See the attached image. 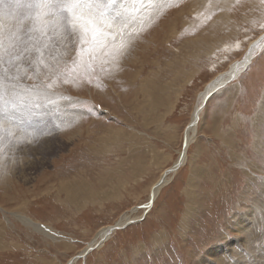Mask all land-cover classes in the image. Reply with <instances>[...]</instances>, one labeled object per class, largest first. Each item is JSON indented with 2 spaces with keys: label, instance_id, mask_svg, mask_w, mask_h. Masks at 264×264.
Returning a JSON list of instances; mask_svg holds the SVG:
<instances>
[{
  "label": "rangeland",
  "instance_id": "374dc122",
  "mask_svg": "<svg viewBox=\"0 0 264 264\" xmlns=\"http://www.w3.org/2000/svg\"><path fill=\"white\" fill-rule=\"evenodd\" d=\"M149 1L129 7L136 19L117 37L125 43L117 61L88 68L85 56L52 89L43 66L14 62L17 91L44 86L47 96L13 113L30 134L13 127L12 141L0 143V264H69L124 215L141 217L74 264H264V38L250 65L207 99L186 163L145 206L184 150L207 84L264 33V0ZM53 55L62 72L73 68V49ZM231 99L223 126L231 131H217L211 114Z\"/></svg>",
  "mask_w": 264,
  "mask_h": 264
},
{
  "label": "snow or ice",
  "instance_id": "6c2138e0",
  "mask_svg": "<svg viewBox=\"0 0 264 264\" xmlns=\"http://www.w3.org/2000/svg\"><path fill=\"white\" fill-rule=\"evenodd\" d=\"M146 0H0V143L11 140L13 127L27 134L21 128L13 113L20 105L38 101L41 89L17 91L19 68L15 61H25L29 68L39 72L43 66L49 73L45 78L54 77L46 85L52 89L57 80L64 76V83L85 63L92 68L97 60L101 64L117 61L122 55L125 43L117 42L123 37L126 25L136 19L129 15V7L135 9ZM62 46L65 54L69 48L75 51L73 68L60 69L61 58L53 55ZM50 57L46 63L45 52ZM65 63H67L65 61ZM7 65L8 67H5ZM17 67V75L8 77L9 68ZM67 73V75H65ZM8 78V85L5 79ZM47 96V92L43 93ZM7 95V99L5 96ZM55 104V101H49ZM8 125V127H5ZM35 131V129H33Z\"/></svg>",
  "mask_w": 264,
  "mask_h": 264
},
{
  "label": "bare ground",
  "instance_id": "6f19581e",
  "mask_svg": "<svg viewBox=\"0 0 264 264\" xmlns=\"http://www.w3.org/2000/svg\"><path fill=\"white\" fill-rule=\"evenodd\" d=\"M148 1V0H147ZM151 1V0H150ZM149 1V4L152 5ZM154 1V0H152ZM155 3V1H154ZM157 3V2H156ZM145 5H146V2H145ZM144 7V5H143ZM146 7L148 8V5H146ZM149 8L152 10V8ZM132 10V8H131ZM135 10V9H134ZM147 10V9H145ZM142 11V10H141ZM154 11V9H153ZM133 12V11H132ZM131 14V13H129ZM144 15V14H143ZM153 16V15H152ZM133 17V16H132ZM135 17V16H134ZM136 18V17H135ZM140 21V20H139ZM136 22V21H134ZM138 23V22H137ZM136 24V23H135ZM128 25V24H127ZM133 34V33H131ZM128 35V34H127ZM131 36V35H129ZM125 38V37H124ZM128 38V37H127ZM264 38V33L262 35H260V37H258L257 39H255L254 41H252L250 43V46H249V49L247 51V54H246V58L245 59H242V60H239L237 62H235L232 66H231V69L227 72H222L221 74H219L213 81H211L210 83L207 84L206 86V89L205 91L202 93V101L201 103H199L195 109V111L193 112L192 114V119L191 121L189 122L188 126H187V129H186V144H185V147H184V150L182 152H180V155L178 157V159L176 160V162L166 168L162 173L161 175L159 176L158 180L151 186L150 188V198L148 200V202L146 203V208L147 209H150L152 208V206L154 205V202H155V199L157 198L158 196V193L159 191L169 182V175L170 173H175L178 171V169H180L182 167L183 164L186 163L187 161V150H188V147H189V144L192 142L195 134H196V129L198 127V123L200 121V117H201V113H202V110L204 109L205 107V104H206V100H207V97L214 93L216 90H218L219 88L223 87V86H226V84L228 83V81L232 80L233 77H237L241 71H243L244 69H246L250 63L252 62L254 56H253V52L255 51L256 47H257V44L261 41V39ZM21 85V84H19ZM33 90V89H32ZM43 91V90H42ZM44 95L43 93H41V96ZM55 97V96H53ZM45 98V96H44ZM206 101V102H205ZM57 103V100L56 102ZM66 105V104H65ZM69 114V112H68ZM62 115V114H61ZM65 115V114H64ZM68 116V115H67ZM71 116V115H69ZM74 116V115H73ZM73 118V117H72ZM68 126V125H67ZM28 138V137H27ZM20 139V138H19ZM12 141V140H11ZM26 141V140H25ZM9 143V142H8ZM6 144V143H5ZM13 145V144H12ZM19 145V144H18ZM59 146V145H58ZM32 149V148H31ZM137 209V207L135 208ZM18 217L23 220L26 224L28 225H32L35 229L37 230H40L42 232H44L45 234L49 235V236H57L56 235V232L49 226L47 225H43V224H40V223H36V222H33L30 218L28 217H24L21 214H17ZM139 217L141 216H137V217H131V216H127V215H124L121 217V219L115 223V225H108V226H105L103 228H101L97 234V236L93 239V241H91L81 252L80 254H78L77 256H74L69 264H74L79 258H85L89 253L90 251H92V249L94 248H98L100 246H102L107 240H109L110 236L117 230V229H120V228H124L126 227L127 225L130 224L131 221H137L139 220ZM141 219V218H140ZM132 223V222H131ZM241 224V223H240ZM248 225V223H247ZM243 226V224H242ZM245 227V226H244ZM243 231V230H242ZM245 240V239H244ZM238 241V240H237ZM227 243V242H226ZM243 243V242H242ZM238 244V243H237ZM240 244V243H239ZM228 246V245H227ZM240 246V245H239ZM232 249V248H231ZM230 251V250H229ZM248 251V250H246ZM227 254V253H226ZM250 254V253H249ZM85 255V257H84ZM229 255V254H228ZM251 255V254H250ZM227 256V255H226ZM257 256V255H256ZM252 257V256H251ZM255 257V256H254ZM260 257V256H259ZM244 258V257H243ZM247 258V257H246ZM256 258V257H255ZM255 258L253 259V261L255 260ZM261 259H263L262 257H260ZM213 259V258H212ZM257 259V258H256ZM239 260V259H238ZM259 260V259H257ZM256 260V263H258ZM219 261V260H218ZM260 261V260H259ZM205 262V260H204ZM213 262V260H212ZM236 262V261H235ZM249 262V261H248ZM214 263V262H213ZM261 263V262H260ZM242 264V263H241Z\"/></svg>",
  "mask_w": 264,
  "mask_h": 264
},
{
  "label": "crops",
  "instance_id": "0c3cea01",
  "mask_svg": "<svg viewBox=\"0 0 264 264\" xmlns=\"http://www.w3.org/2000/svg\"><path fill=\"white\" fill-rule=\"evenodd\" d=\"M227 93H229V98L231 97V91L230 89H228ZM235 100L234 99H231L229 100V106L228 108H225L223 109L222 107L219 108V112L218 110L213 112L211 114V119H212V122L214 123L215 126H217V131H231V129L229 127H223L224 126V122L227 118L228 115H230V113L232 112L233 108H234V105H235ZM246 104H248V102L246 103L245 100H244V105H243V100L237 105L238 109H239V113L241 116L243 115V117L245 119H249V114L247 113V108H246ZM252 115V114H251ZM197 160V158H196ZM193 177L191 178V175H190V178H188V181L187 182H193ZM189 183V184H190ZM191 205H194V202L191 201Z\"/></svg>",
  "mask_w": 264,
  "mask_h": 264
},
{
  "label": "water",
  "instance_id": "95a60500",
  "mask_svg": "<svg viewBox=\"0 0 264 264\" xmlns=\"http://www.w3.org/2000/svg\"><path fill=\"white\" fill-rule=\"evenodd\" d=\"M212 94H213V93H212ZM212 94H210V95L207 97V99H208ZM206 101H207V100H206ZM206 101H205V102H206ZM84 257H85V255H84Z\"/></svg>",
  "mask_w": 264,
  "mask_h": 264
}]
</instances>
